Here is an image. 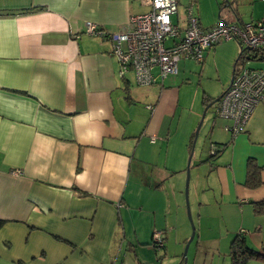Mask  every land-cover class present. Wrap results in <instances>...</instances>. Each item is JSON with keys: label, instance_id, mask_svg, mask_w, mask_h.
Returning a JSON list of instances; mask_svg holds the SVG:
<instances>
[{"label": "crops", "instance_id": "0c3cea01", "mask_svg": "<svg viewBox=\"0 0 264 264\" xmlns=\"http://www.w3.org/2000/svg\"><path fill=\"white\" fill-rule=\"evenodd\" d=\"M225 1L210 26L193 1L204 29L264 17V0ZM149 11L146 0H0V264H126L130 251L136 264H156L155 233L166 252L171 242H188L183 204L174 197L172 205L166 187L186 172L194 127L165 174L142 166L152 165L146 152L169 156L184 114L181 84L168 76V87L160 78L138 87L132 72L121 76L109 39L86 33L88 23L122 32ZM221 121L213 122L211 144L223 150L199 165L214 163L225 236L242 234L261 250L264 214L253 205L264 201V101L244 133L233 136L225 129L231 122ZM249 160L262 168L257 188L245 185Z\"/></svg>", "mask_w": 264, "mask_h": 264}, {"label": "rangeland", "instance_id": "374dc122", "mask_svg": "<svg viewBox=\"0 0 264 264\" xmlns=\"http://www.w3.org/2000/svg\"><path fill=\"white\" fill-rule=\"evenodd\" d=\"M195 0H181L178 5V15H174L172 20L177 22L180 18L181 28H185L186 25V7ZM201 3L200 18L204 26H210L219 22L220 12L225 10L227 2L225 0H197ZM250 8V6H246ZM221 10V11H220ZM222 44V43H221ZM237 49V54H234V49ZM218 54L210 58L204 64H199L194 61H183L179 63V75L172 77L178 83L181 84L180 99L182 107H184V114L179 125V133L173 135L175 137L172 141V147L170 149L169 156L167 157L166 151L163 150L159 153L146 152L148 160H151L152 165L143 164L142 166L146 170H151L154 176L165 174V163H170L176 158V148L179 140L182 136L185 137L187 133L194 134L202 119L205 106L203 104L204 94L208 93L213 98H218L224 93V91L231 84L233 77L234 65L240 54V46L237 42H226L217 48ZM215 50H212V53ZM207 56H205L206 58ZM243 61L238 62V66H242ZM246 65L252 67H264L261 62H249ZM171 77L165 78V85L168 87L171 83ZM177 84V83H176ZM155 84L150 85L153 87ZM138 87H141L138 85ZM145 87V86H142ZM139 92H143L142 90ZM140 112L135 111V115H142V108L145 107V102H141ZM179 116V114H178ZM177 116V120H178ZM215 109H209L202 128L198 134L195 144L192 148L193 153L191 155V148L189 149V156L187 158L185 168L186 172L182 173V179H173L171 181L173 185L167 184L166 191L169 199L173 203L174 197L180 199L183 204L185 221L188 225V238L187 243L173 244L170 243L169 252L164 249L156 250V264H231L230 258V245L231 240L226 235L225 222L220 213V208L214 206V201L218 200L217 189L213 186L214 175L211 171V164H200L201 159H208L210 157V148L212 139L213 122H222L220 118L215 117ZM198 119V120H197ZM196 122L195 126H192L193 122ZM225 121V120H223ZM232 124V123H231ZM159 144V143H158ZM189 160L190 166H189ZM212 165V166H213ZM190 168V178L188 182V201L189 210L187 208L186 197V185H187V171ZM201 186L202 190H199ZM216 189V190H215ZM202 191V192H201ZM214 192H216L214 194ZM206 199L203 197V194ZM210 203V206L203 205L200 207V203ZM201 209V211H200ZM226 223V224H225ZM194 238L189 242L193 235ZM186 252V255H185ZM134 253L127 252L128 262L126 264H136ZM185 256V257H184ZM147 259L152 258L153 252L146 256ZM154 262V261H153ZM155 264V263H152ZM248 264H264L263 261L251 260Z\"/></svg>", "mask_w": 264, "mask_h": 264}, {"label": "built area", "instance_id": "2783aa9c", "mask_svg": "<svg viewBox=\"0 0 264 264\" xmlns=\"http://www.w3.org/2000/svg\"><path fill=\"white\" fill-rule=\"evenodd\" d=\"M150 11L130 19L127 29L113 34L88 23L86 33L109 39L112 55L118 60L120 74L132 72L140 86L156 84L175 76L181 60L202 63L207 50L223 42L236 41L242 48L255 53L264 64V17L242 24H223L203 31L196 16L194 3L186 9V26L181 28L172 17L178 12V0H146ZM254 57V55L252 56ZM247 59L237 68L233 82L215 104L217 118L231 122L225 129L236 136L244 133L255 108L264 101V67L246 65ZM152 109L151 106L148 107ZM217 147L211 144V154ZM164 247L162 233L153 236V248Z\"/></svg>", "mask_w": 264, "mask_h": 264}, {"label": "trees", "instance_id": "16d2710c", "mask_svg": "<svg viewBox=\"0 0 264 264\" xmlns=\"http://www.w3.org/2000/svg\"><path fill=\"white\" fill-rule=\"evenodd\" d=\"M178 5H179V2H178ZM187 7H186V9H187ZM194 9L196 10L195 4H194ZM177 15H178V12H177ZM196 16H197V14H196ZM197 18H198V16H197ZM237 23L238 24H242L243 22H237ZM199 24H200V27H201V29L203 31H209L210 29L216 27V26H214V27H212L210 29H204L202 27L201 23H200V20H199ZM223 24H230V23H223ZM223 24H220V25H223ZM217 26H219V25H217ZM218 45H216V46H218ZM216 46L211 47L208 50H210L212 48H215ZM239 46H240V54H239L238 59L236 60V64L234 65L233 78H234V75H235V73L237 71V68H238L237 66H238V62L239 61L242 60L243 62H245L247 59H250V55H251V59L254 62L260 61L257 58V55H255V53L253 55L256 58H252L253 55L249 51H247L246 49L242 48L241 45H239ZM205 56H206V54H205ZM202 63H200V64H202ZM224 93L222 95H224ZM215 101H216V99L210 98V97H208L206 95L203 97V104H204L205 108H207L209 106L212 107L214 104H216ZM195 138H196V135L194 134L193 135V140L191 142V147L194 144V139ZM214 145L217 147V152L214 155L211 154L212 155L211 158L218 156L222 152L223 147H224L223 145H220V144H214ZM261 171H262V168L254 160H249L248 161V165H247V178H246L245 185L247 187H249V188H257V187H259L261 185V179H260ZM253 207H254L255 213L257 215H263L264 214V201L263 202H259V203H254ZM4 224H5V221L0 220V229L3 227ZM163 248H165V245H164ZM229 253H230V258H231V264H248L251 260H259V261H263L264 262V247H262L261 250H256V249L251 248L248 245V243L246 241V238L242 234H238L233 239V241H232V243L230 245Z\"/></svg>", "mask_w": 264, "mask_h": 264}, {"label": "water", "instance_id": "95a60500", "mask_svg": "<svg viewBox=\"0 0 264 264\" xmlns=\"http://www.w3.org/2000/svg\"><path fill=\"white\" fill-rule=\"evenodd\" d=\"M232 82H233V78H232V80H231V84H232ZM222 96H223V95H221L218 99H216L215 103H217V102L222 98ZM210 107H211V106L205 108V110H204V112H203L202 119H201V121H200V123H199V125H198V127H197L196 132H195V134H196V138L198 137V134H199V132H200V130H201V127H202V125H203L204 119H205L206 114H207L208 110L210 109ZM195 141H196V140H195ZM190 162H191V160H189V166H190ZM189 172H190V168L188 167V171H187V185H186V197H187V208H188V212H189V214H190V210H189V201H188V182H189V178H190V174H189ZM194 234H195V232H194V229H193V235H192V237L190 238L189 242H191V241L193 240V238H194ZM185 255H186V252H185ZM184 257H185V256H184Z\"/></svg>", "mask_w": 264, "mask_h": 264}]
</instances>
